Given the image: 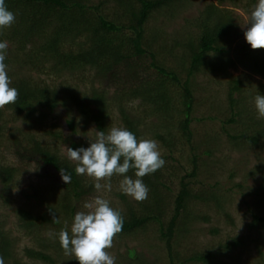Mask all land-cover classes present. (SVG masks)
Wrapping results in <instances>:
<instances>
[{
    "label": "trees",
    "instance_id": "16d2710c",
    "mask_svg": "<svg viewBox=\"0 0 264 264\" xmlns=\"http://www.w3.org/2000/svg\"><path fill=\"white\" fill-rule=\"evenodd\" d=\"M107 1L90 5L88 0H5L6 7L14 12L16 19L11 27L0 30V41L6 40L15 46V54L10 53L8 47L5 64L11 80L10 86L18 89L19 96L15 104H8L0 109V122L4 109L11 110L29 123L36 116L38 105L54 112L60 105L67 107L71 103L83 119L93 122L98 130L106 133L111 110L118 107L127 129L132 131L138 140L144 136V131L150 133L154 140L159 141L168 150L169 156L172 157L185 143L190 144L194 152V168L186 177H197L200 157L197 151L200 145L194 144L193 141L195 133L192 124L196 99L191 79L207 65L212 64L208 60L209 55L213 53L224 57L235 36H240L237 34L231 12L211 3L201 12L200 17L196 18L194 24L199 33L181 45L184 49L182 60L190 62L183 79L177 70L169 69L160 62L154 49L147 46L149 44L146 41V25L155 11L162 8L177 9L183 7L185 1L191 0H114L118 8L123 10L128 24L109 20L100 12L97 14ZM225 1L219 0L222 4ZM92 11L95 14H92ZM126 28L133 31V35L124 42L108 36L110 33H120ZM81 38L86 40L80 42ZM74 45H77L78 50L72 48ZM238 51L242 66L264 79V48L252 49L251 45L245 42ZM225 59L213 63L212 66L219 71H227L235 65L227 64ZM10 62L19 65L12 68ZM49 63L52 64L51 67L47 66ZM88 66L98 69L106 80L105 87L100 90L92 88L90 96L80 95L67 87L59 89L57 86L34 82L32 79H18L23 67H29L31 71L39 74L61 75L67 70H82ZM243 85L238 79L229 82L231 117L226 122L232 126L241 122L245 124L242 117L244 111L239 108L236 96L242 91ZM111 88L116 91L115 98H108ZM135 101L141 102V111L134 117L129 114L128 106ZM66 122L71 130L70 135L65 136L59 132L52 134L73 149L89 147L90 140L74 137L77 134L76 118ZM143 127H146L145 130ZM227 135L235 145H239L243 140L258 144L264 138V123L253 119L246 129L242 128L233 134L228 132ZM13 141V153L23 163L35 162L42 167L52 166L59 176L60 169L63 168L71 175V182L57 183L49 198L36 196L41 200V205L47 204L44 212L39 214L24 207L17 210L24 228L29 233L38 234L43 231L47 234L48 231L55 230L56 234L65 226V222L71 224L75 213L80 210L78 203L86 201L95 190L94 185L84 176L75 173V163L67 156L62 157L59 151L45 146L43 142L36 140L35 136H19ZM202 154L211 156L213 150L205 149ZM16 173V168L0 165V180L5 186L4 191L0 193V199L4 203L10 202L9 192ZM127 175L135 178L133 170ZM162 176V170L159 169L142 178L150 190L148 198L137 202L139 210L129 206L126 216L122 215L124 224L120 234L132 235L147 229L151 222H158L162 237L168 245L170 264H179L180 254L176 253L173 247L177 229L189 232L196 219L209 221L205 216L192 213L191 206H194V202L209 204L214 200L219 205V198L215 192H207L204 188L193 189V182L186 181L184 177L181 180V188L173 204L171 203L172 215L165 223L168 212L171 211L170 195L167 193L171 192V188L165 184ZM52 197L55 198L54 201L50 200ZM120 197L127 199L124 193L120 194ZM50 209L55 211L60 223L53 221ZM258 223H264V217L255 215L252 225L257 226ZM212 233H218V230L213 229ZM54 238V241L47 236L41 239L37 249L25 250L27 256L47 264H58L50 248L58 252L63 249L58 237L54 235ZM242 242L234 239L231 244L227 243L226 247L232 249ZM130 256L137 257L135 249L130 250ZM0 257L3 258L4 264H27L15 253L14 239L4 229L1 221ZM216 257L214 252H196L185 261L216 264Z\"/></svg>",
    "mask_w": 264,
    "mask_h": 264
},
{
    "label": "rangeland",
    "instance_id": "374dc122",
    "mask_svg": "<svg viewBox=\"0 0 264 264\" xmlns=\"http://www.w3.org/2000/svg\"><path fill=\"white\" fill-rule=\"evenodd\" d=\"M90 5H99L105 0H88ZM211 3L219 8L231 12V16L237 27V34L234 42L228 46V53L224 57L211 54L208 60L219 63L223 58L227 64L234 63L227 71H219L214 66L207 65L203 71L196 73L191 84L196 99L194 121V144L200 145L197 151L199 157L198 176L187 178L194 168V152L190 144L181 146L177 152L169 156L168 150L159 142V150L162 158L166 161L162 170V177L170 188L171 192L169 204L170 210L166 217L167 223L172 215L175 196L181 188V180L186 177V181H192L195 190H207L215 192L219 198V205L215 200L209 204L194 202L191 212L201 217L209 218V221L196 219L189 228V232L184 229H177L176 238L173 241L174 251L180 254L179 264H202L185 261L196 252H214L217 257L216 264H264V223L253 226L254 216L264 217V138L258 144H253L243 140L239 145L231 143L228 132L236 133L242 128L252 123L253 119L262 121L264 118H257L255 108V96L264 95V79L242 66L239 62V48L241 44L247 42L245 38L246 27L244 24L248 16L258 3L251 0H226L223 4L219 0H191L185 1L183 7L177 9L162 8L153 13L149 19L146 29V41L157 53L158 60L167 68L177 70L181 78L185 79V70L190 65L189 61L182 60L183 45L190 37L197 35L199 29L195 26V20L200 17L201 12ZM105 15L107 19L128 24L123 10L118 8L114 0L107 3L97 12ZM95 14L94 11L91 12ZM133 35V31L126 28L120 33H110L108 36L119 42L126 41ZM84 42L86 39H79ZM145 41V42H146ZM38 42H36V45ZM176 44H179L178 46ZM9 51L15 54V46L8 43ZM78 50L77 45L72 47ZM23 55V54H20ZM149 59V58H148ZM151 61V59H150ZM12 68L18 67V63L10 62ZM51 63L47 66L51 67ZM217 70V71H215ZM18 79H32L34 82L67 87L80 95H91V89H102L106 85V80L100 75L98 69L88 66L82 70H67L63 74H39L31 71L29 67H23ZM62 73V72H61ZM233 79L242 81L243 89L237 94L239 108L244 112L242 117L245 124H227V119L231 117L229 103V82ZM91 90V91H90ZM115 89L108 91V98H115ZM141 102H131L129 114L137 116L141 111ZM133 108V109H132ZM76 118L77 134L76 138L95 139L98 131L96 125L82 118L75 106L71 103L67 107L60 105L54 112L38 105V112L29 123L24 118L18 117L11 110L4 109L3 118L0 122V165H10L17 169L14 183H12L10 202L4 203L0 199V221L4 229L9 232L14 239V249L17 256L27 264H47L42 260L29 258L26 249H37L41 239L50 237L49 232L55 234V230H50L45 234L39 231L38 234L29 233L23 226L17 210L19 208L32 209L36 213L45 211L47 204L41 205L40 197L52 196L51 191L59 182H63L61 176L54 171L52 166L42 167L35 162L31 164L23 163L13 153V144L16 137L35 136L43 144L51 149H56L62 157H66L68 145L62 139L56 138L52 133L59 132L65 136L71 134L67 124L68 119ZM108 130L111 127L127 128L120 112L117 108L111 110ZM146 127H143L145 130ZM236 128V129H235ZM106 132V133H107ZM227 132V133H226ZM142 138L153 139L150 133L144 131ZM91 141V140H90ZM205 149L213 150L211 156H205L202 152ZM202 155V156H201ZM90 183L92 178L84 176ZM123 177L113 176L111 179V192L97 193L94 190L86 200L96 195H103L110 201V206L119 210L124 217L129 206L139 210L135 199L125 194L127 199L120 197L119 181ZM4 185L0 180V193L4 191ZM63 192V191H62ZM29 195L31 197H27ZM34 196V197H33ZM55 198L52 197L51 201ZM84 201L79 204L80 210ZM172 203V204H171ZM140 212V211H138ZM72 223V222H71ZM68 224V223H67ZM69 232L71 224H68ZM158 222H151L147 229L140 230L132 235H121L114 238L113 247L107 251L115 257V264H170L168 256V245L162 237ZM217 229L218 233H212ZM234 239L242 240V244L227 248V243H232ZM54 241V235L50 237ZM135 249L136 258H131L130 250ZM54 254V259L58 264H79L70 256H66L64 250L58 252L50 248Z\"/></svg>",
    "mask_w": 264,
    "mask_h": 264
},
{
    "label": "clouds",
    "instance_id": "9594fccd",
    "mask_svg": "<svg viewBox=\"0 0 264 264\" xmlns=\"http://www.w3.org/2000/svg\"><path fill=\"white\" fill-rule=\"evenodd\" d=\"M15 14L0 0V30L11 27L15 22ZM246 41L252 49L264 48V0H258L244 24ZM8 42L0 41V109L8 104H15L19 92L11 87L5 64ZM257 118H264V95L255 96ZM89 147L73 149L67 147V158L75 163V173L87 176L94 181L97 193L111 192L113 176L123 177L119 181V190L143 202L148 198L149 188L143 182V177L155 173L164 167L166 161L162 158L159 145L154 139L140 138L122 127H111L107 133L96 132L95 139ZM122 161V162H121ZM134 171L135 178L127 175ZM62 180L69 184L71 175L60 169ZM52 211L55 223H60ZM124 218L119 210L110 206V201L103 195H96L82 204L81 210L74 215L70 226H65L54 234L57 236L66 256L75 258L79 264H115V257L107 249L113 247L114 238L123 229ZM0 264L4 260L0 257Z\"/></svg>",
    "mask_w": 264,
    "mask_h": 264
}]
</instances>
